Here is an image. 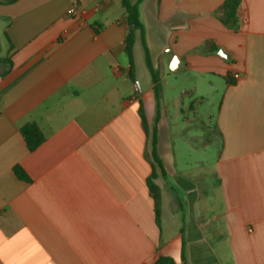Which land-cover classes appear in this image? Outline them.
I'll list each match as a JSON object with an SVG mask.
<instances>
[{"label":"crops","instance_id":"obj_1","mask_svg":"<svg viewBox=\"0 0 264 264\" xmlns=\"http://www.w3.org/2000/svg\"><path fill=\"white\" fill-rule=\"evenodd\" d=\"M130 1L133 66L122 0H0V264H264V0H240L237 31L228 0ZM166 68L223 91L216 184L177 157L195 107L166 92Z\"/></svg>","mask_w":264,"mask_h":264},{"label":"rangeland","instance_id":"obj_2","mask_svg":"<svg viewBox=\"0 0 264 264\" xmlns=\"http://www.w3.org/2000/svg\"><path fill=\"white\" fill-rule=\"evenodd\" d=\"M165 79L168 83H163V86L169 95L179 94L183 91L191 92L184 102L187 105L194 104L195 107V112L191 113L192 128L185 132V134L191 133L193 145H184L179 136L175 137L177 157L178 159L186 157L189 161L195 159L198 162L203 161L207 169L203 170L201 165H198V172L208 173L209 177L205 182L209 184L212 181L216 184L215 177L211 178L210 173L214 169L220 151L216 120L223 91L217 87L215 82L213 83L216 90L212 91L209 84V81H212L211 77L203 78L184 75L182 72L174 73L169 68L165 69ZM195 87L197 91L194 89ZM160 92L161 87L158 89L159 94ZM201 97L204 100L201 101ZM184 121L183 117L180 121L182 127L187 126L183 124ZM181 144L182 146L179 148Z\"/></svg>","mask_w":264,"mask_h":264},{"label":"trees","instance_id":"obj_3","mask_svg":"<svg viewBox=\"0 0 264 264\" xmlns=\"http://www.w3.org/2000/svg\"><path fill=\"white\" fill-rule=\"evenodd\" d=\"M122 6L125 10L126 21L130 27V31L125 40V53L129 59L130 65L133 66L136 34L137 32H142L144 30V27L141 21L140 6L138 3L134 4L130 0H122ZM239 7H240V0H228L224 6L226 15L222 19V22L226 26H229L236 31L239 29L238 27ZM130 77H131V80H134V77L132 74H130ZM155 93H156V96L159 97L157 86L155 87ZM141 118L145 126L146 125L145 116L142 110H141ZM22 134L25 138L27 147L29 151L31 152L35 151L45 141L44 134L42 133L40 128L35 124L24 126L22 128ZM156 145H157L156 136L154 133L152 137L153 166L155 167V169L159 168L162 171V173L165 174L162 163L157 155ZM15 173L19 179L24 180V181H30L29 177L26 175V173L22 169L16 168ZM155 178L156 176L153 174V177H151V180L149 182V187H150L151 195H152L154 206H155L157 222L160 223L162 197H161L160 188L154 182ZM156 264H175V262L168 256H161L159 260L156 262ZM181 264H188L184 256V253L182 255Z\"/></svg>","mask_w":264,"mask_h":264},{"label":"built area","instance_id":"obj_4","mask_svg":"<svg viewBox=\"0 0 264 264\" xmlns=\"http://www.w3.org/2000/svg\"><path fill=\"white\" fill-rule=\"evenodd\" d=\"M76 13H77V10H76L75 7H73V8L69 11V14H70V15H75ZM234 78H235V79H239L240 76H239L238 74H236V75H234Z\"/></svg>","mask_w":264,"mask_h":264}]
</instances>
